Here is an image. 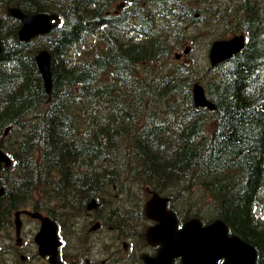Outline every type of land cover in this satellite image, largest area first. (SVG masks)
<instances>
[{"label": "trees", "instance_id": "trees-1", "mask_svg": "<svg viewBox=\"0 0 264 264\" xmlns=\"http://www.w3.org/2000/svg\"><path fill=\"white\" fill-rule=\"evenodd\" d=\"M186 1L0 0V148L13 162L0 170V220L37 201L75 216L115 185L144 186L189 216L223 220L264 264L254 212L264 193V0H207L209 16ZM113 2L134 11L132 34L109 17ZM8 6L61 22L21 42ZM189 19L201 33L223 19L225 33L244 32L247 43L214 68L174 61ZM43 48L52 53L51 100L35 63ZM197 82L215 110L195 105Z\"/></svg>", "mask_w": 264, "mask_h": 264}, {"label": "flooded vegetation", "instance_id": "flooded-vegetation-1", "mask_svg": "<svg viewBox=\"0 0 264 264\" xmlns=\"http://www.w3.org/2000/svg\"><path fill=\"white\" fill-rule=\"evenodd\" d=\"M127 27L132 30L131 24ZM111 195L114 199L99 200V205L87 211L81 209L75 216L74 210H64L62 214L59 211L61 204L50 202V211L53 212L50 218L60 240L59 264H165L166 261L158 259L162 246L150 234L159 222L146 217L142 208L130 206L120 194H107ZM4 204L8 201L5 200ZM120 213L124 218H118ZM176 213L177 226L182 229L192 218ZM23 220L28 222L25 224ZM41 229L40 220L23 213L19 227L14 212L9 211L3 216L0 220V264H29L26 261L38 258L39 246L35 238ZM171 264H183V260L174 258Z\"/></svg>", "mask_w": 264, "mask_h": 264}, {"label": "water", "instance_id": "water-1", "mask_svg": "<svg viewBox=\"0 0 264 264\" xmlns=\"http://www.w3.org/2000/svg\"><path fill=\"white\" fill-rule=\"evenodd\" d=\"M8 13L21 22L18 36L21 41L29 42L32 38L48 34L60 21L56 14H26L19 8H9ZM244 45V38H235L228 41L215 42L211 51L212 64L216 65L229 58L232 52H236ZM2 44L0 41V55ZM52 55L48 51L40 52L36 57L37 66L43 76L46 91L52 92L51 76ZM194 99L197 106L214 109V105L206 99L202 86L195 85ZM0 161L8 159L0 151ZM160 200L155 196L148 203V211L154 209V204ZM164 204V201L161 200ZM42 221L43 232L37 236V242L41 244V252L44 240L48 243H56L57 235L54 224L49 218L38 213L32 214ZM151 216H153L151 214ZM171 216V215H170ZM176 218L173 216L162 225L153 229L152 235L162 244L159 261H166L169 264L174 257L182 256L184 264H257V251L253 245L236 235L229 234L228 226L222 220H216L207 226H203L199 219L189 222L184 230H177ZM50 228V229H49ZM52 230V232H50ZM49 233V236L45 237ZM57 245H55L56 247ZM54 247V250H55ZM53 250V251H54Z\"/></svg>", "mask_w": 264, "mask_h": 264}, {"label": "rangeland", "instance_id": "rangeland-1", "mask_svg": "<svg viewBox=\"0 0 264 264\" xmlns=\"http://www.w3.org/2000/svg\"><path fill=\"white\" fill-rule=\"evenodd\" d=\"M206 1L207 0H198V8L199 7H208V5L206 4ZM188 3H193L196 5V0H187L186 1ZM148 14V13H146ZM190 23V22H189ZM212 22L211 21H207V24L205 25V27L207 29H211L210 31H215L216 30V26H213L212 27ZM212 27V28H211ZM199 27L197 28H194L193 26H188L187 27V31L188 33H186V35L189 37V44L192 46V50L190 49V52L185 54V53H182L184 54V56L182 57V60L184 63H193V65H201V66H204L206 64V62L208 63V58L207 56H209V45L208 43L204 40L206 38V36L209 34L208 30H206L205 32H208L205 34L204 33H201L199 32ZM213 33V32H212ZM195 42H193V41ZM199 40V43L196 45V41ZM188 41H185V42H188ZM189 44H184L182 47H180L179 49H176L175 51H179V52H184V48L185 46L189 45ZM263 203H264V194H263ZM262 212L264 213V208H262ZM24 223L26 224L28 221H25L23 220ZM2 234H5V233H2ZM13 236V235H12ZM35 250H33L32 253H34Z\"/></svg>", "mask_w": 264, "mask_h": 264}, {"label": "bare ground", "instance_id": "bare-ground-1", "mask_svg": "<svg viewBox=\"0 0 264 264\" xmlns=\"http://www.w3.org/2000/svg\"><path fill=\"white\" fill-rule=\"evenodd\" d=\"M122 4L123 3H115L114 4V8H115V12H120L121 11V7H122ZM142 4H144V3H142ZM231 5V4H230ZM233 5V4H232ZM231 7V6H230ZM235 7V6H234ZM233 7V8H234ZM149 8V6L147 7V9ZM238 8V7H237ZM195 11H193V15L195 16V17H199L200 16V13H198V12H196V9H194ZM54 14H56V15H58L57 13H54ZM59 17H60V15H58ZM60 22H61V17H60V21L56 24V26L55 27H57L59 24H60ZM190 22V23H189ZM188 26H195V23H191V20L189 19L188 20V24H187ZM54 27V28H55ZM53 28V29H54ZM128 28V27H127ZM52 29V30H53ZM238 29V28H237ZM133 32H131L129 29H127V34H132ZM244 34H246V33H244V32H241L240 34H239V36H237L236 38H242L243 37V35ZM240 51H242V48H240V49H238L236 52H232V54H231V56H229V58L228 59H230V58H232L234 55H236V54H238V53H240ZM0 170H1V168H0ZM176 204V203H175Z\"/></svg>", "mask_w": 264, "mask_h": 264}]
</instances>
